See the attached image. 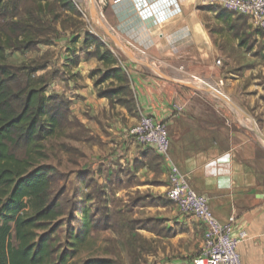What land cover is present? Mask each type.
<instances>
[{"label":"crops","instance_id":"0c3cea01","mask_svg":"<svg viewBox=\"0 0 264 264\" xmlns=\"http://www.w3.org/2000/svg\"><path fill=\"white\" fill-rule=\"evenodd\" d=\"M82 1L88 10L89 3L94 9L89 11V21L103 30L91 35L116 57L135 105L130 113L125 106L115 101L111 105L97 96L105 83L113 82V89L119 86L110 79L96 87V80L86 76L90 70L103 67L95 58L83 55L77 65H70L69 60L81 50L85 54L94 50L82 46L84 31L73 33L60 66L72 71V77L62 81L77 85L70 87L73 95L67 98L69 119L89 132L82 144L95 138L106 145V194L113 204H119L111 221L126 232L131 230L135 237L155 242L159 264H185L188 260V264H208L200 251L190 258L201 245L203 226L165 197L169 165H173L197 194L207 198L216 219L231 224V235L240 240L242 264H264V181L255 159L257 153H263L264 142L253 131L256 127L264 140V99L259 94L239 92L242 81L235 72L249 37L250 46L260 42L253 35L256 30L247 18L213 11L202 0H156L143 10H137L132 0ZM97 8L101 11L96 12ZM74 37L80 42L78 50L71 43ZM49 63L39 75L50 71ZM51 88L49 81L46 96H66ZM252 113L259 116L258 126ZM142 115L166 125L168 160L134 142L131 131ZM237 116H242L241 123ZM97 148L93 146V150ZM87 168L99 179L96 162ZM88 169L77 174L85 175ZM77 180L81 190L87 188L85 176ZM109 219L106 216V223ZM179 240L185 248L176 249ZM160 244L166 246L164 251Z\"/></svg>","mask_w":264,"mask_h":264},{"label":"trees","instance_id":"16d2710c","mask_svg":"<svg viewBox=\"0 0 264 264\" xmlns=\"http://www.w3.org/2000/svg\"><path fill=\"white\" fill-rule=\"evenodd\" d=\"M61 11L71 17L80 14L70 0H0V264H66V255L75 257L78 246L84 245L94 230L87 206L90 195L80 192L77 202L62 198L63 193L56 190L55 170L39 164L44 159V142L70 124V102L45 95L48 76L39 75L45 60L19 65L8 60L9 52H36L39 46H49L58 39L55 24L61 21ZM82 46L93 47L86 56L104 68L94 85L112 79L119 86L113 89L110 82L108 88L97 90V96L111 105L115 101L125 106L130 113L135 111L128 79L116 57L87 32ZM69 63L77 65L78 60ZM73 221L77 222L75 227L67 226ZM63 222L72 249L64 253L54 238ZM82 264L114 262L90 259Z\"/></svg>","mask_w":264,"mask_h":264},{"label":"rangeland","instance_id":"374dc122","mask_svg":"<svg viewBox=\"0 0 264 264\" xmlns=\"http://www.w3.org/2000/svg\"><path fill=\"white\" fill-rule=\"evenodd\" d=\"M88 5L90 10H88L85 5H82L88 21L82 19L81 13L78 14L79 16L71 17L67 13L61 11V21L55 24L57 28L58 40L54 41V43L52 41L53 44L51 43L49 46H39L36 52L27 54L9 52L8 60L10 62L14 61L13 63L18 65L22 63L28 64V62L32 60H35L37 64H39L42 60H45L46 63L49 60L50 71H47L45 75L46 77L48 76V80L52 83L51 89L60 95L65 94L66 96L63 97L66 99L72 98L73 91L70 87L73 86L74 83H70L68 85L62 81L64 80L67 82L68 79H70L69 77H72V71L64 70L60 67L62 64L61 55L66 56L64 53L68 39L76 32H79L80 34L82 31L89 33L88 31L91 29L90 31L98 32L100 34V32L103 31L99 25L92 24L93 22L91 23L89 21V11L93 13L94 9L90 3ZM208 8L217 12L223 10L220 7L215 6H208ZM100 9L101 8H97L95 11L99 12L101 11ZM253 35L258 36L260 38V42L256 43L255 41V45L250 46L249 44L252 42V39L249 37L248 46H245L239 53L240 61L238 62V69L235 72L237 77L242 81L243 89L239 90V92L241 91L243 93H247L248 95L259 94V98L264 99V41H262L264 33L256 31L253 32ZM74 38H72L75 42L73 44L76 45L75 47H77L78 50L80 42L77 37ZM57 45L60 47H57ZM80 52H82L80 55H75V59L79 60V58H83V55L84 58L91 59L86 56L84 51L81 50ZM249 69L253 71L248 73L247 71ZM54 70L58 71L54 72ZM95 70H97V74L92 77L94 80L101 76L104 68H94V70H90L89 73L87 72L86 76H89V74ZM61 71L64 72L62 75L60 74ZM76 76V79H78V75ZM75 82L80 86V81L78 82L75 80ZM108 87V83L101 86V88ZM74 88H77V85H74ZM76 99L77 98H74V100ZM226 104L231 108L229 103L226 102ZM262 115H264V109L262 111ZM70 116L69 111V118ZM252 116L254 124L258 126L259 124L257 125V123H259V116H254V113H252ZM241 117L242 116H237L239 122H242ZM72 120L73 123L69 119V125L65 124L61 132L44 142V159L39 161V164H44L55 170V178H57L56 190L63 193L62 198H72L73 201H76L82 190H84V195H91L87 206L90 207L89 216L92 218V222L90 220L89 222L91 226H94V230L91 232L88 241L84 245L78 246V253H76L75 257H69L66 255V264H82L84 261L90 259H110L114 262V264H159V262L155 259L158 255L159 246L156 245L155 242H150L142 239L141 237H135L133 236L135 233L131 232V230L126 232L124 228L118 227L116 222L111 221V218H115V214L113 212L116 211L115 209L119 207V204L117 202H114L115 204H113L110 196L106 194V172H103V170H106V168L103 167L104 162H106V145L104 146L101 139L99 140L95 138H92L91 141L82 144L81 140L88 138L89 132H85L83 130L84 125H78L79 122L77 123L74 119ZM248 124H250L249 121ZM105 134L106 133L102 135L106 141ZM256 141L259 147H261L262 145H260L259 141ZM94 145L98 146L96 150H93ZM257 155L258 156L255 157L257 161L256 169L259 172L260 180L264 181V174H261L264 173V151L262 154L257 153ZM93 161L96 162L98 170L101 172L99 179H96L95 175L90 172L91 169L89 171L87 168L89 164L93 163ZM100 161H102V163ZM83 169H88L89 173H85V175H78L77 172ZM83 176H85L87 188L81 190L78 187L77 177ZM108 201L111 203V206L108 205ZM80 206L81 203H79V207ZM106 216H109L110 218L107 223ZM65 220L68 219L65 218L64 221ZM76 225L77 222L73 221L67 226L75 227ZM67 226L63 222L61 227L62 229L54 237L58 239L57 246L60 247V252L62 253L68 249L72 250L66 241L64 232ZM128 240H131L130 244L127 243ZM179 242L180 243L176 245V249L186 247L181 240H179ZM201 245L198 249L194 250L190 258H195V253H199ZM160 249L161 251H164L166 246H162L160 244ZM188 263L189 260L185 262V264Z\"/></svg>","mask_w":264,"mask_h":264},{"label":"built area","instance_id":"2783aa9c","mask_svg":"<svg viewBox=\"0 0 264 264\" xmlns=\"http://www.w3.org/2000/svg\"><path fill=\"white\" fill-rule=\"evenodd\" d=\"M82 19L88 21L82 8V0H70ZM137 10H143L156 0H132ZM207 6L220 7L224 11L242 16L249 20L252 29L264 33V0H202ZM92 34V31H88ZM219 64V62H217ZM177 111H181L178 108ZM134 142L141 147L150 148L164 161L168 160L170 140L166 125L157 122L153 117L142 115L137 125L132 129ZM166 199L178 210L194 217L204 228L201 258L208 264H242L238 252L239 239L231 235V224L221 223L212 214L208 200L197 194L188 184L175 166L169 165L168 187Z\"/></svg>","mask_w":264,"mask_h":264},{"label":"water","instance_id":"95a60500","mask_svg":"<svg viewBox=\"0 0 264 264\" xmlns=\"http://www.w3.org/2000/svg\"><path fill=\"white\" fill-rule=\"evenodd\" d=\"M217 96H218L220 99H225V98L222 97L221 95H218V94H217ZM225 100H226V99H225ZM243 115H244V114H243ZM244 116L247 117L246 114H245ZM253 131L257 134V136L260 138V140L264 142L263 137H262L261 134L258 132V130H257L256 127H253Z\"/></svg>","mask_w":264,"mask_h":264}]
</instances>
